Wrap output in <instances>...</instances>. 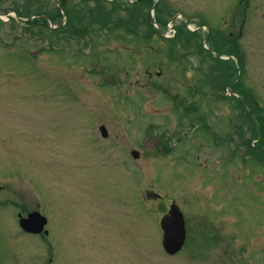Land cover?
<instances>
[{"label": "rangeland", "instance_id": "1", "mask_svg": "<svg viewBox=\"0 0 264 264\" xmlns=\"http://www.w3.org/2000/svg\"><path fill=\"white\" fill-rule=\"evenodd\" d=\"M154 1L0 0V264H264V19L232 48L237 0ZM172 201L186 242L169 255ZM35 209L47 235L19 228Z\"/></svg>", "mask_w": 264, "mask_h": 264}, {"label": "water", "instance_id": "2", "mask_svg": "<svg viewBox=\"0 0 264 264\" xmlns=\"http://www.w3.org/2000/svg\"><path fill=\"white\" fill-rule=\"evenodd\" d=\"M101 131L105 134L104 128H101ZM45 223V217L38 212H32L26 218L20 219V225L24 230L35 233L42 231ZM161 226L164 230V249L167 253L174 254L184 242V222L181 213L173 208L171 215L162 220Z\"/></svg>", "mask_w": 264, "mask_h": 264}, {"label": "flooded vegetation", "instance_id": "3", "mask_svg": "<svg viewBox=\"0 0 264 264\" xmlns=\"http://www.w3.org/2000/svg\"><path fill=\"white\" fill-rule=\"evenodd\" d=\"M244 1L246 2V4H245L244 6H242V9H241V10H242L241 15L245 16V19H243V20H239V21H236V22H235L236 24H238V26H239L240 28H241L244 24L247 23L246 15H248V14H247V10L250 8V7H249V1H248V0H239V4L243 3ZM189 53H190V56H191V52H189ZM186 108L190 109L189 106H186ZM180 120L183 121L184 118H181ZM185 120H186V122H187V123H186V128L188 129V133H189L190 127H191L192 124H193V115H192L191 111L188 110V113H187V116H186ZM192 134H193V133H192ZM192 134H191V135H192ZM178 142H179V143L182 142V139H181V138L177 139L176 144H177Z\"/></svg>", "mask_w": 264, "mask_h": 264}]
</instances>
